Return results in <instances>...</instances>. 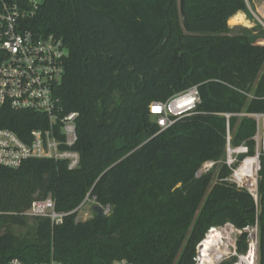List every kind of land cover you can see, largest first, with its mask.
Masks as SVG:
<instances>
[{"label":"trees","instance_id":"obj_1","mask_svg":"<svg viewBox=\"0 0 264 264\" xmlns=\"http://www.w3.org/2000/svg\"><path fill=\"white\" fill-rule=\"evenodd\" d=\"M241 12L248 14L246 0L42 2L28 28L54 35L68 51L56 95L66 112L79 114L80 162L72 171L47 159L0 167V264L14 258L193 264L211 227L254 223L252 197L226 181L223 164V115L264 113L261 36L232 34L227 25ZM195 85V110L161 131L150 104ZM45 125L38 113L0 111V128L21 138ZM229 129L231 145L243 143L252 153L255 121L230 116ZM206 163L213 169L198 175ZM260 165L258 264H264V157ZM48 197L66 214L62 224L22 215ZM86 197L108 215L75 221ZM29 223V235L20 237L18 229ZM245 249L243 236L238 251Z\"/></svg>","mask_w":264,"mask_h":264},{"label":"built area","instance_id":"obj_2","mask_svg":"<svg viewBox=\"0 0 264 264\" xmlns=\"http://www.w3.org/2000/svg\"><path fill=\"white\" fill-rule=\"evenodd\" d=\"M44 0H0V111L34 112L46 119L44 127L32 129L23 138L0 128V167L16 169L29 159L64 162L67 170L79 166L80 156L74 149L77 142V112H66L56 95L64 75L68 51L62 41L52 34L44 35L28 28ZM254 19L264 29V16ZM262 17V18H261ZM264 45V43H263ZM200 103L198 86H192L170 97L165 102H153L149 114L161 131L177 120L189 116ZM225 154L223 164L230 171L226 181L253 199L254 223L237 228L231 223L211 227L198 243L193 264H258V182L260 158L264 157V113L224 114ZM230 116H247L255 121L248 146L231 145ZM85 201L76 209H81ZM29 219H49L51 226L62 224L66 214L55 211V202L48 197L34 200L22 213ZM244 236L246 249L238 251ZM204 243L208 244L204 248ZM7 264H25L11 259ZM36 264H60L52 258ZM110 264H134L125 259Z\"/></svg>","mask_w":264,"mask_h":264},{"label":"rangeland","instance_id":"obj_3","mask_svg":"<svg viewBox=\"0 0 264 264\" xmlns=\"http://www.w3.org/2000/svg\"><path fill=\"white\" fill-rule=\"evenodd\" d=\"M248 4H249V2H248ZM259 6H261V4L258 5V7ZM249 10H250V15L252 17L251 18L252 21L251 20L247 21L244 18V16L237 15L236 17H234L232 19V23L234 25H237V26H235V27H233L231 29V33L232 34H242L243 30L246 29V30H249L251 33H255L257 35H260L261 37H264V29H263V27L258 23V21H256L254 19V16L260 17L259 15L261 14V11L264 10V5L258 11V13L254 9H251V7H250ZM230 138H231V133H230ZM211 169H213V163H206L205 165L202 166V168L200 169L198 174L200 175L202 173H206V172H208ZM84 201H85V203H84L83 207L76 212L75 221L85 222V221H88V220H90V219H92L94 217L93 207L96 206V205H99V204H97L93 199H90L88 197H86L84 199ZM101 208L103 210V215H108V212H109L108 209L107 208H103V207H101ZM31 225L32 224L29 223L26 228H19L18 229L19 236L23 237L26 234L29 235L28 231H29V227ZM29 241H30V239L28 240V243H29Z\"/></svg>","mask_w":264,"mask_h":264},{"label":"crops","instance_id":"obj_4","mask_svg":"<svg viewBox=\"0 0 264 264\" xmlns=\"http://www.w3.org/2000/svg\"><path fill=\"white\" fill-rule=\"evenodd\" d=\"M248 2H249V4H248ZM261 4V6H259L258 7V5H260ZM246 5H247V10H248V14H250V7H251V9H254L255 11H257V13H258V11L262 8V6L264 5V0H246ZM242 14H243V16H244V18L247 20V21H250L251 20V15H250V17L248 16V14L247 13H245V12H241ZM252 21V20H251ZM227 25H228V27L230 28V29H232L233 27H235V26H237V25H234V26H230L229 24H228V21H227ZM253 26V25H252ZM253 35H257V34H255V33H252ZM263 43H264V37H260V38H258L257 40H256V44H259V45H263Z\"/></svg>","mask_w":264,"mask_h":264},{"label":"water","instance_id":"obj_5","mask_svg":"<svg viewBox=\"0 0 264 264\" xmlns=\"http://www.w3.org/2000/svg\"><path fill=\"white\" fill-rule=\"evenodd\" d=\"M179 42H180V39H179ZM200 171V170H199ZM199 171H198V173H199ZM199 175V174H198ZM93 211H94V213H96V215L98 216V217H101L102 215H103V210H102V208L99 206V205H96V206H94L93 207Z\"/></svg>","mask_w":264,"mask_h":264},{"label":"bare ground","instance_id":"obj_6","mask_svg":"<svg viewBox=\"0 0 264 264\" xmlns=\"http://www.w3.org/2000/svg\"><path fill=\"white\" fill-rule=\"evenodd\" d=\"M261 14L264 16V10L261 11ZM203 245H204V248H206L208 244L204 243Z\"/></svg>","mask_w":264,"mask_h":264}]
</instances>
